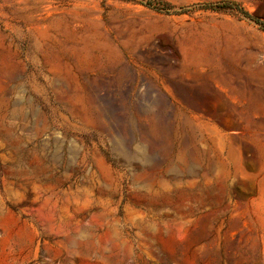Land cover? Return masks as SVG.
Instances as JSON below:
<instances>
[{
    "label": "rangeland",
    "instance_id": "374dc122",
    "mask_svg": "<svg viewBox=\"0 0 264 264\" xmlns=\"http://www.w3.org/2000/svg\"><path fill=\"white\" fill-rule=\"evenodd\" d=\"M0 264H264V0H0Z\"/></svg>",
    "mask_w": 264,
    "mask_h": 264
},
{
    "label": "trees",
    "instance_id": "16d2710c",
    "mask_svg": "<svg viewBox=\"0 0 264 264\" xmlns=\"http://www.w3.org/2000/svg\"><path fill=\"white\" fill-rule=\"evenodd\" d=\"M246 17H251L250 14H248L247 12H242Z\"/></svg>",
    "mask_w": 264,
    "mask_h": 264
}]
</instances>
